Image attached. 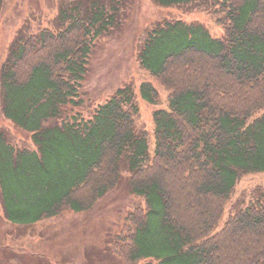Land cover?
I'll list each match as a JSON object with an SVG mask.
<instances>
[{"label": "trees", "instance_id": "1", "mask_svg": "<svg viewBox=\"0 0 264 264\" xmlns=\"http://www.w3.org/2000/svg\"><path fill=\"white\" fill-rule=\"evenodd\" d=\"M161 7L208 5L221 34L200 22L164 20L148 30L140 66L165 89L155 110L153 151L137 131L130 84L79 110L93 42L111 29L122 0H72L54 26L16 32L0 65V109L30 134L18 148L0 130V204L12 224L29 225L89 209L119 177L144 198L130 212L115 256L125 264H264V190L213 232L237 180L264 172V0H152ZM3 0H0V13ZM140 97L156 104L150 82ZM145 162V163H144ZM213 232V233H212ZM120 236V237H119Z\"/></svg>", "mask_w": 264, "mask_h": 264}, {"label": "rangeland", "instance_id": "2", "mask_svg": "<svg viewBox=\"0 0 264 264\" xmlns=\"http://www.w3.org/2000/svg\"><path fill=\"white\" fill-rule=\"evenodd\" d=\"M101 1L109 7L108 0ZM72 3V0H3L0 65L18 29L35 33L53 27L58 9ZM209 7L195 3L161 7L152 0H122L117 23L92 44L79 93L83 104L73 111L79 110L86 115L89 107L103 103L117 88L130 84L138 109L134 115L135 129L145 133L150 157L154 146L152 114L155 110L167 109L168 93L140 66L137 60L139 47L148 30L167 19L187 23L197 21L212 36H219L222 30L215 22L218 14L215 8ZM145 81L157 90L156 104H148L139 95L138 87ZM262 112L264 108L252 118ZM1 129L18 148H34L30 134L14 126L0 109ZM127 170L128 160L122 157L114 187L81 212L67 211L33 224L17 225L4 218L0 204V264H125L115 256L112 244L116 235L127 237L124 229L128 223L125 222L127 215L137 208H144V198L129 189ZM261 190H264V172L240 177L213 232L222 228L234 209L253 201Z\"/></svg>", "mask_w": 264, "mask_h": 264}]
</instances>
